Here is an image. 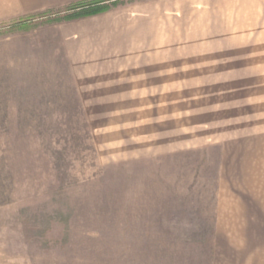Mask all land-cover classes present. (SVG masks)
<instances>
[{"label": "rangeland", "instance_id": "obj_1", "mask_svg": "<svg viewBox=\"0 0 264 264\" xmlns=\"http://www.w3.org/2000/svg\"><path fill=\"white\" fill-rule=\"evenodd\" d=\"M76 4L0 20V264H264V0Z\"/></svg>", "mask_w": 264, "mask_h": 264}, {"label": "crops", "instance_id": "obj_2", "mask_svg": "<svg viewBox=\"0 0 264 264\" xmlns=\"http://www.w3.org/2000/svg\"><path fill=\"white\" fill-rule=\"evenodd\" d=\"M83 1L85 0H0V20L24 16L23 14H26V12L27 14H32L35 11L67 7ZM111 14L113 13L108 12L58 23L55 26L62 31L61 33L55 34V37H58L59 41L61 40L65 49L73 50L75 45H77L74 44L77 39L79 44H81L83 42H90L93 38H97L102 34L107 35L109 32H114L115 30L112 28L118 23L112 22V19H105V17ZM62 25H65L64 29Z\"/></svg>", "mask_w": 264, "mask_h": 264}, {"label": "trees", "instance_id": "obj_3", "mask_svg": "<svg viewBox=\"0 0 264 264\" xmlns=\"http://www.w3.org/2000/svg\"><path fill=\"white\" fill-rule=\"evenodd\" d=\"M108 1L110 0H88L79 2L76 4V6L78 7H75L72 10H80L78 12L65 16L64 19L73 20L105 13L109 10V6L106 5Z\"/></svg>", "mask_w": 264, "mask_h": 264}]
</instances>
